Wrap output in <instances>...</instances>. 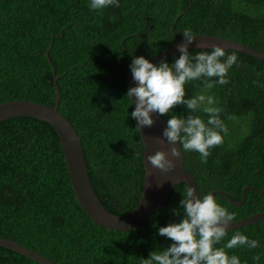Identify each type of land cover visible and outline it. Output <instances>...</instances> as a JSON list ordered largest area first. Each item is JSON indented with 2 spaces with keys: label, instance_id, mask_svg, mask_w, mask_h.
<instances>
[{
  "label": "trees",
  "instance_id": "trees-1",
  "mask_svg": "<svg viewBox=\"0 0 264 264\" xmlns=\"http://www.w3.org/2000/svg\"><path fill=\"white\" fill-rule=\"evenodd\" d=\"M118 3L93 10L91 0H0V103L27 99L53 104L48 50L59 91L57 110L80 137L96 195L109 212L121 214L135 205L144 173L125 69L131 71L134 57L148 58L168 47L175 32L182 35L186 28L264 51V0ZM233 52L225 49L221 60ZM235 53L238 61L227 73L228 84L207 89L196 80L185 85L186 99L212 96V106L222 109L220 119L228 129L221 132L223 143L209 149L206 163L196 151L182 156L201 197L217 188L240 200L246 186L240 204L213 193L237 219L264 210V59ZM187 114L186 106L178 105L162 118L167 122L171 115ZM195 114L207 122L202 110ZM185 188L183 182L136 228L107 229L77 203L53 135L35 124L0 126V236L54 264H142L152 251L171 245L158 229L182 219L173 210ZM237 232L256 240L258 247L225 249L229 257L237 256L240 264H264V218L229 228L216 247ZM0 264L41 263L0 246Z\"/></svg>",
  "mask_w": 264,
  "mask_h": 264
},
{
  "label": "clouds",
  "instance_id": "clouds-1",
  "mask_svg": "<svg viewBox=\"0 0 264 264\" xmlns=\"http://www.w3.org/2000/svg\"><path fill=\"white\" fill-rule=\"evenodd\" d=\"M110 5L119 7L118 0H91L90 8L104 9ZM182 36L184 40L177 45L180 55L173 63L163 61L157 65L143 55L134 57L130 69L136 85L126 93L131 105L135 104L130 115L138 130L154 125V113L163 116L178 105H185L188 110L187 116L171 115L167 119V126L159 137L163 148L147 156L152 169L164 173L174 171L182 153L188 151L198 152L201 162L206 163L209 149L223 143L221 132L227 134L228 129L220 119L222 109L212 106V96L199 94L186 99L185 85L196 80H203L207 89H211L214 83L228 84L227 73L238 61L235 52L222 61L226 54L224 47L219 45L213 46L211 52L201 51L193 55L189 47L195 43L196 35L186 28ZM213 77L218 79H208ZM253 83L258 84V81ZM200 110L207 114V122L195 114ZM182 195L179 208L173 210L177 216L182 214V219L158 229V235L172 241L171 245L152 251L142 264H240L239 258L235 255L229 257L225 249L244 245L249 249L258 247L256 240H250L240 232L223 247H216L227 235L236 219L235 214L218 204L211 192L201 197L194 186H189Z\"/></svg>",
  "mask_w": 264,
  "mask_h": 264
},
{
  "label": "water",
  "instance_id": "water-1",
  "mask_svg": "<svg viewBox=\"0 0 264 264\" xmlns=\"http://www.w3.org/2000/svg\"><path fill=\"white\" fill-rule=\"evenodd\" d=\"M194 35H196V41L189 47L190 52L212 50L213 46L219 45L226 50L264 59V51L255 49L238 40L215 33L196 32ZM183 40L184 37L175 32V40L165 49L149 56L148 59L157 65L163 61L171 63L179 57L180 53L177 50V45ZM199 44L201 47H196ZM48 55L49 52L47 50L46 58L51 65L52 86L55 93L53 104L45 105L27 99H14L1 102L0 126L35 124L53 135L63 153L68 180L77 203L94 223L112 230L133 229L138 225L143 224L170 198L179 192L183 188V182L186 187L194 186L198 194L196 180L184 167L182 155L177 161V168L169 173L152 169L150 163H148L147 156L154 154L156 151L163 148L159 143V137L161 136L163 129L167 126L162 116L154 113V125L150 128L144 127L141 130H138L143 146L141 161L144 170L138 199L135 205L124 213L116 214L111 211L109 212L94 191L85 164L79 135L70 121L57 110L59 91L55 83L56 76L54 73V67L51 64ZM125 72L127 76L128 90L130 87H134L136 82L132 78L131 71L126 68ZM134 108L135 104H132V111ZM245 189L246 186H243L241 191L242 197L240 200H233L228 197L222 189L216 188L209 192L212 194L215 192L221 193L227 197L230 202L240 204L243 201ZM261 218H264V210L255 211L246 216L235 219L231 223L230 228L255 222ZM0 246L34 259L41 264H54L48 258L38 254L32 249L5 237L0 236Z\"/></svg>",
  "mask_w": 264,
  "mask_h": 264
}]
</instances>
